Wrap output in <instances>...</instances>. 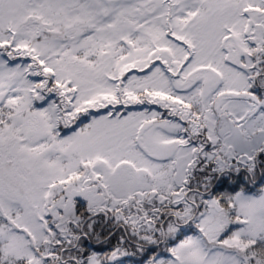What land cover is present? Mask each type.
<instances>
[{"label":"snow or ice","instance_id":"1","mask_svg":"<svg viewBox=\"0 0 264 264\" xmlns=\"http://www.w3.org/2000/svg\"><path fill=\"white\" fill-rule=\"evenodd\" d=\"M0 264H264V0H0Z\"/></svg>","mask_w":264,"mask_h":264}]
</instances>
